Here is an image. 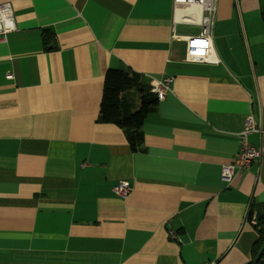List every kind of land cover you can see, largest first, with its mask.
I'll return each instance as SVG.
<instances>
[{
	"label": "crops",
	"instance_id": "1",
	"mask_svg": "<svg viewBox=\"0 0 264 264\" xmlns=\"http://www.w3.org/2000/svg\"><path fill=\"white\" fill-rule=\"evenodd\" d=\"M4 3L16 30L0 42V264H248L264 134L249 136L260 156L247 171L227 183L222 170L246 118L264 125V0L240 12L216 0L218 63L186 59L173 0ZM124 66L173 78L136 151L98 122L104 77ZM122 180L125 198L112 189Z\"/></svg>",
	"mask_w": 264,
	"mask_h": 264
},
{
	"label": "built area",
	"instance_id": "2",
	"mask_svg": "<svg viewBox=\"0 0 264 264\" xmlns=\"http://www.w3.org/2000/svg\"><path fill=\"white\" fill-rule=\"evenodd\" d=\"M175 11L180 14L179 22L201 27L199 35L187 37L186 59L192 62L218 63L211 39V29L216 14V0H173ZM188 8H195L196 12L187 13ZM16 30L13 9L10 3L0 4V42L5 41L6 36ZM173 78L167 76L161 80H150V90L155 95L158 103L163 102L172 92ZM252 133L264 134V125L260 127L253 116H248L244 130L238 134L240 150L235 161L225 165L222 170L224 182H231L237 173L247 171L253 162L260 156L256 147L249 142ZM114 193L120 197H127L132 192V186L128 181H120L112 187ZM251 225H257V215L253 214ZM172 237L176 238L175 235ZM216 264V263H208Z\"/></svg>",
	"mask_w": 264,
	"mask_h": 264
},
{
	"label": "trees",
	"instance_id": "3",
	"mask_svg": "<svg viewBox=\"0 0 264 264\" xmlns=\"http://www.w3.org/2000/svg\"><path fill=\"white\" fill-rule=\"evenodd\" d=\"M261 18L264 21V6ZM103 83L98 122L112 123L123 129L131 149L136 151L143 141L141 129L145 119L159 104L150 90V82L140 73L124 66L121 70L109 69ZM128 92H134L140 96L142 105L139 109ZM253 214L257 215V225H252V227L258 235V239L253 245L248 264H253L264 245V202L250 207L247 215L249 224H251ZM258 264H264V254Z\"/></svg>",
	"mask_w": 264,
	"mask_h": 264
},
{
	"label": "rangeland",
	"instance_id": "4",
	"mask_svg": "<svg viewBox=\"0 0 264 264\" xmlns=\"http://www.w3.org/2000/svg\"><path fill=\"white\" fill-rule=\"evenodd\" d=\"M240 4V3H239ZM242 15V14H241ZM242 21H243V19H242ZM239 23H240V26H241V32H242V35H243V37H244V41H245V34H244V29H246L245 27H244V29H243V26H244V22H243V25H242V22H241V20H239ZM177 33H183V34H185V33H189V34H191V36H196V35H194V34H198V31H197V29L194 27V26H191V25H185V26H179V28H178V30H177ZM245 33H246V30H245ZM248 38V36H247V33H246V39Z\"/></svg>",
	"mask_w": 264,
	"mask_h": 264
},
{
	"label": "water",
	"instance_id": "5",
	"mask_svg": "<svg viewBox=\"0 0 264 264\" xmlns=\"http://www.w3.org/2000/svg\"><path fill=\"white\" fill-rule=\"evenodd\" d=\"M235 1H236V6H237V8H238V10H239V8H240V6H239V0H235ZM239 12H240V10H239ZM240 18H241V16H240ZM244 34H245V33H244ZM245 43H246L247 51H248V53H249V47H248V43H247V39H246V35H245ZM249 56H250V53H249ZM259 125H260V127L263 125V124H262V121H260ZM250 206H251V205H250ZM250 206H249V208H248V211L250 210ZM263 254H264V245H263V247L261 248L260 252L258 253L256 259H255L254 262H253V264H258L259 260H260L261 257L263 256Z\"/></svg>",
	"mask_w": 264,
	"mask_h": 264
}]
</instances>
